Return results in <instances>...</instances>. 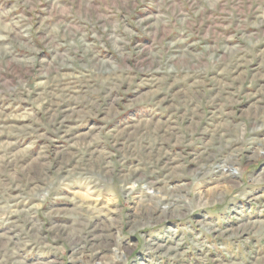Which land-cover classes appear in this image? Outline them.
Segmentation results:
<instances>
[{
    "label": "rangeland",
    "instance_id": "374dc122",
    "mask_svg": "<svg viewBox=\"0 0 264 264\" xmlns=\"http://www.w3.org/2000/svg\"><path fill=\"white\" fill-rule=\"evenodd\" d=\"M0 264H264V0H0Z\"/></svg>",
    "mask_w": 264,
    "mask_h": 264
}]
</instances>
